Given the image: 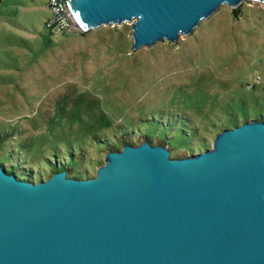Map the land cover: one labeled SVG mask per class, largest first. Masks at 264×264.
<instances>
[{
  "label": "rangeland",
  "instance_id": "obj_1",
  "mask_svg": "<svg viewBox=\"0 0 264 264\" xmlns=\"http://www.w3.org/2000/svg\"><path fill=\"white\" fill-rule=\"evenodd\" d=\"M48 1L0 0L6 166L45 180L58 152L56 160L92 177L109 151L99 145L104 139L145 133L169 140L171 156H187L205 149L181 146L210 148L224 122L264 114L263 3L243 0L237 13L221 4L175 42L132 52L128 21L50 34Z\"/></svg>",
  "mask_w": 264,
  "mask_h": 264
},
{
  "label": "water",
  "instance_id": "obj_2",
  "mask_svg": "<svg viewBox=\"0 0 264 264\" xmlns=\"http://www.w3.org/2000/svg\"><path fill=\"white\" fill-rule=\"evenodd\" d=\"M242 1L67 4L81 30L132 22L134 52ZM0 264H264V121L224 128L183 157L124 144L92 177L61 170L35 182L0 165Z\"/></svg>",
  "mask_w": 264,
  "mask_h": 264
},
{
  "label": "trees",
  "instance_id": "obj_3",
  "mask_svg": "<svg viewBox=\"0 0 264 264\" xmlns=\"http://www.w3.org/2000/svg\"><path fill=\"white\" fill-rule=\"evenodd\" d=\"M232 10H233V13H237L238 8L236 7V8H233ZM48 32L50 34H53V32H51V30L50 31L48 30ZM63 33L64 32H60L59 34H63ZM248 116L249 115L244 114L242 116L243 121L251 119V118L248 119L247 118ZM257 116H258V114H255L252 118H256ZM260 119L264 121V114H261ZM236 120H237L236 118H232L230 121L224 122L225 128L226 127L230 128L231 126L239 125L238 123H236ZM183 132L186 133V131H183ZM186 135H187V133H186ZM108 139H110V138H108ZM117 139H119V140H114L113 142L112 141L110 142L107 139H104V140H102L101 144L99 143V145L104 147V148H109L108 150L111 151V150L121 149L122 145H124V144L137 145V144H140L142 141L147 140L151 144L164 145V146L168 147L170 150L172 148V145L169 142V140L167 141V139H165V138H159L158 136H150V135H147L145 133H144V139L143 138H136V139L132 140L130 137L123 135V134L118 135ZM97 140H98V135H95L94 136V142H96ZM113 144H115V146ZM196 146H197V148H199V150H201L202 148L206 149V146H205L204 142H202V141L200 144H197V145L187 143V144H185V146H181V148H183L182 150H187V148L191 149V147L194 148ZM70 150H72V149H70ZM55 153L53 154V157L55 158L54 163L51 160L48 161L50 159L49 157H45L46 161H48L47 167L49 168L50 175L56 171L65 170L67 172V175H69V176H73V177H77V178H83V175L81 174L82 172L80 174L75 173V171H74L75 168L70 166L65 160L62 159V162L60 160H56V158L57 157L59 158V156H57L58 152H55ZM183 156H185V155L177 156V157H183ZM51 162H52V164H51ZM0 165L3 166L7 170L8 173H12L20 179L28 180V181H39V180H41V178H39L38 173L31 175V172L29 169H26V170L21 169V168H19L20 167L19 164H18V166L15 167L14 164H10L12 166H9V165L6 166L5 164H3V162H0Z\"/></svg>",
  "mask_w": 264,
  "mask_h": 264
},
{
  "label": "built area",
  "instance_id": "obj_4",
  "mask_svg": "<svg viewBox=\"0 0 264 264\" xmlns=\"http://www.w3.org/2000/svg\"><path fill=\"white\" fill-rule=\"evenodd\" d=\"M67 2L68 0H49L47 3L50 16L45 25L53 34L68 32L71 27L81 30L75 23Z\"/></svg>",
  "mask_w": 264,
  "mask_h": 264
},
{
  "label": "clouds",
  "instance_id": "obj_5",
  "mask_svg": "<svg viewBox=\"0 0 264 264\" xmlns=\"http://www.w3.org/2000/svg\"><path fill=\"white\" fill-rule=\"evenodd\" d=\"M231 128V127H230Z\"/></svg>",
  "mask_w": 264,
  "mask_h": 264
},
{
  "label": "crops",
  "instance_id": "obj_6",
  "mask_svg": "<svg viewBox=\"0 0 264 264\" xmlns=\"http://www.w3.org/2000/svg\"><path fill=\"white\" fill-rule=\"evenodd\" d=\"M47 29V28H46Z\"/></svg>",
  "mask_w": 264,
  "mask_h": 264
}]
</instances>
